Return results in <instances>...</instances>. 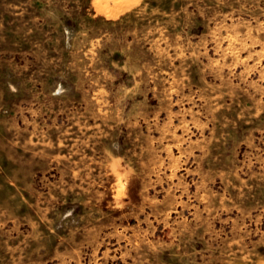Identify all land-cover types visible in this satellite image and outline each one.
I'll use <instances>...</instances> for the list:
<instances>
[{
  "label": "rangeland",
  "instance_id": "1",
  "mask_svg": "<svg viewBox=\"0 0 264 264\" xmlns=\"http://www.w3.org/2000/svg\"><path fill=\"white\" fill-rule=\"evenodd\" d=\"M264 260V0H0V264Z\"/></svg>",
  "mask_w": 264,
  "mask_h": 264
},
{
  "label": "crops",
  "instance_id": "2",
  "mask_svg": "<svg viewBox=\"0 0 264 264\" xmlns=\"http://www.w3.org/2000/svg\"><path fill=\"white\" fill-rule=\"evenodd\" d=\"M259 264H264V260L261 263H259Z\"/></svg>",
  "mask_w": 264,
  "mask_h": 264
}]
</instances>
